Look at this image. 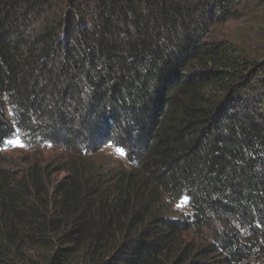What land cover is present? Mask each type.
<instances>
[{"label": "trees", "instance_id": "obj_1", "mask_svg": "<svg viewBox=\"0 0 264 264\" xmlns=\"http://www.w3.org/2000/svg\"><path fill=\"white\" fill-rule=\"evenodd\" d=\"M246 1L0 0V163L66 153L0 164V264L264 260V55L216 31Z\"/></svg>", "mask_w": 264, "mask_h": 264}, {"label": "rangeland", "instance_id": "obj_2", "mask_svg": "<svg viewBox=\"0 0 264 264\" xmlns=\"http://www.w3.org/2000/svg\"><path fill=\"white\" fill-rule=\"evenodd\" d=\"M219 35L233 40L245 47L253 56L264 55V0H248L244 3L241 17L232 19L216 26ZM17 138L23 143V147L17 146ZM6 163H0L17 171H24L31 162L48 163L61 161L66 158V153L59 147L49 144H32L24 137L16 134L3 149ZM97 159L104 170L115 168L120 162L125 161L122 149H118L111 143H107L97 154ZM64 172L53 173L54 180L63 177ZM167 216L181 218L191 213L187 198L168 203ZM210 234L209 230L202 233L192 232L190 238L204 242L202 238ZM253 264H264V260H253Z\"/></svg>", "mask_w": 264, "mask_h": 264}, {"label": "snow or ice", "instance_id": "obj_3", "mask_svg": "<svg viewBox=\"0 0 264 264\" xmlns=\"http://www.w3.org/2000/svg\"><path fill=\"white\" fill-rule=\"evenodd\" d=\"M17 146L23 147V143L19 141V138H17Z\"/></svg>", "mask_w": 264, "mask_h": 264}]
</instances>
